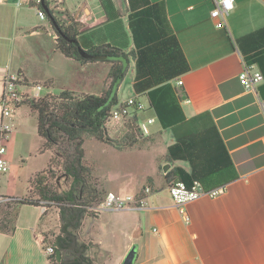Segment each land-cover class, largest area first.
Masks as SVG:
<instances>
[{"label": "crops", "instance_id": "1", "mask_svg": "<svg viewBox=\"0 0 264 264\" xmlns=\"http://www.w3.org/2000/svg\"><path fill=\"white\" fill-rule=\"evenodd\" d=\"M150 2L164 3L170 26L189 65L188 71L179 76L182 85L177 86L175 79L172 82L182 93L184 114L186 118L204 112L209 114L236 177L220 185L224 187L223 193L213 197L202 195L187 202L184 209L189 222H184L168 192V186L175 178L165 175L173 167H182L189 172L190 165L185 160H167V148L175 137L171 128L160 126L155 129L156 134L150 133L152 137L147 138L143 147L118 150L124 159L137 155L140 161L143 156L139 155L143 152L152 154L154 170L145 173L144 182L128 179L130 166L122 161L121 177L104 187L105 192L141 194L142 188L149 186L151 191L146 194V207L87 216L83 220V224L88 222L85 232L95 248L104 251L100 264H121L132 246L135 247L133 264H264V95L260 92L261 83L254 90H247L240 82L238 75L244 60L235 42L238 37L264 26V0H234L233 9L225 17L224 28H216L215 19L210 16L213 0ZM111 3L112 6L108 5L111 17L106 15L99 0H66L64 9L78 23L77 40L83 48L109 44L132 55L134 62L128 58L125 73L131 71L132 83L135 60L128 29L127 0H111ZM30 10L29 4L17 6L15 0H0V92L2 73L14 65L10 51L16 42L19 46L28 42L25 31L30 26L35 29L30 34L35 37H41L43 33L39 30L41 24L44 30L51 27L49 18L39 19L34 9L32 13L39 24L28 22L26 12ZM66 58L82 68H96L99 64ZM90 80L87 77L86 84ZM104 86L102 80L101 87ZM80 89V92L84 91L82 93H93L86 92L87 88ZM139 97L149 107L147 97ZM149 108L140 111L151 113L142 120L155 116ZM140 112L135 113L137 121ZM107 128L110 136L117 130L126 131L115 123L107 124ZM166 129L171 133L168 132L164 140ZM157 144L162 146V154H158ZM91 161L102 181L109 169L105 170L94 159ZM44 212L41 204L17 206L12 232L0 231V264H48L40 228L47 213Z\"/></svg>", "mask_w": 264, "mask_h": 264}, {"label": "trees", "instance_id": "2", "mask_svg": "<svg viewBox=\"0 0 264 264\" xmlns=\"http://www.w3.org/2000/svg\"><path fill=\"white\" fill-rule=\"evenodd\" d=\"M99 1L106 15L111 17L108 10V5L112 6L111 0ZM127 4L128 29L135 60L133 92L147 97L149 107L153 109L162 128H171L175 141L167 148V160H185L190 165L189 172L182 167H173L165 177L179 179L187 184L198 180L207 190L225 184L235 178L236 173L211 117L204 112L186 118L181 106L182 93L172 83L188 71L189 65L170 26L164 3L127 0ZM39 5L46 11L57 35L59 51L80 62L111 63V81L108 88L99 94L82 93L74 96L71 91L64 89L58 94L47 93L25 102L36 115L40 149L53 150L54 155L49 158L48 168L35 174L30 181L27 195L11 201L14 203L13 218L9 223H0V231L12 232L18 205H42L44 202L47 212L48 204H54L59 224L54 239L50 241L54 252L47 255L48 264H97L89 254L90 244L80 237V228L87 216H95L96 213L88 207L101 199L104 190L100 182L93 178L92 169L85 164L83 141L86 137H92L121 150L141 147L146 139L138 133L135 113L124 121L126 131L121 140L110 137L107 132V119L118 103L117 91L107 101L123 62L83 58L77 48L65 39L78 38V23L68 16V22L63 24L45 2ZM235 42L244 62L256 65L262 73L260 92L264 95V26L238 37ZM84 49L92 54L122 55L127 60L129 55L109 44L87 46ZM55 163L60 167V174L54 170ZM59 176L67 184L61 190L58 189L61 183ZM4 206L7 215L8 203ZM57 249L60 250V260L56 257Z\"/></svg>", "mask_w": 264, "mask_h": 264}, {"label": "rangeland", "instance_id": "3", "mask_svg": "<svg viewBox=\"0 0 264 264\" xmlns=\"http://www.w3.org/2000/svg\"><path fill=\"white\" fill-rule=\"evenodd\" d=\"M31 8L32 10L26 12L28 22L32 24H39V20L35 19L34 14L32 13L33 7L31 6ZM52 10L55 16L63 24L68 22V16L72 18L70 14L66 16L64 5L61 8ZM46 19H48V17ZM39 30L41 33L43 32L41 37L31 36L30 33L35 31V29L30 26L25 31L28 42L26 44L23 43L20 46L19 42H16L10 51V58H12V62L14 63L11 71H18L23 74L25 82L30 87L29 91L33 85H43L44 89L40 93L41 97L47 94L46 90H48L51 94H58L64 89L71 91L74 96H77L84 92H80V87L87 88L86 92L91 91L93 92L92 94H98L101 89L104 91L108 88L111 81L109 71L112 66L109 62L93 61L94 63H99L96 68H82L78 63L74 61L72 62V60L66 58L65 55L59 51L57 48V35L52 27L48 30H44V25L41 24ZM127 50L130 51V49ZM128 54L130 62L133 63L134 61L132 55L130 53ZM131 67L132 69L134 68L133 65ZM87 77L91 79L88 84H86L87 81H85ZM130 78L131 71L129 70V72L122 79L120 87L117 89L118 102L134 94ZM102 80H104L105 83L104 87H101ZM81 82L82 84L84 82V84L80 85ZM26 101L22 104H25ZM22 104H20L15 117L10 119L12 131L7 142V152L5 154V158L9 162L10 168L8 172L0 174V193L9 194L11 197L20 196V198L27 195L29 192L28 189L30 181L33 179L35 174L48 168L49 158L54 155L53 150L40 149L41 139L37 133L36 115L29 111L26 105L23 106ZM145 109L148 111L150 108L145 106ZM150 114V112H147L146 114L141 113L138 116V120L142 121L143 118ZM114 123L115 125L119 124L121 127L125 128L123 121L111 122L108 123V125ZM158 127H160L159 122L155 120L154 123L151 124V132L156 134L157 131L155 129ZM164 131V140H166L168 132L171 133V131L169 129ZM107 132L110 136L108 128ZM124 134V130H117L113 132L110 137L116 140H121ZM151 137L152 136L146 137V142L147 138ZM109 145L110 144L107 145V143L100 142L92 137H86L83 141L85 164L92 169L93 178L95 177V179L100 182L103 190L104 187L111 185L114 179L117 180L118 177H121L122 171L119 167L122 165V161H126L127 166H130V169H128V179L136 182H144L142 177L145 173L154 170L153 158L150 152L145 151L143 152V155H139V157L143 156L142 161H140V158H138L137 155L132 157L128 156L124 159L118 151L120 149ZM143 146L144 145L141 147ZM155 148L158 154H162V146L160 144H157ZM161 158L162 157L160 156L159 160H161ZM91 159L96 160L99 165H102V167L105 168V170L109 169L107 176L102 178V181L96 174V171L98 170H96L95 164L91 161ZM54 170L58 174L61 172L60 167L56 163L54 164ZM59 179L61 183L59 184L58 189L61 190L65 188L67 184L64 183L63 178L60 176L58 177V180ZM29 194L33 195L32 193ZM11 201L7 202L8 207L6 208L9 212L7 215L4 211V205L6 203L0 204V223H3L4 221V223H9V221L13 218L14 203ZM48 205L49 207L47 209V213L43 217L44 224L40 226L45 246L51 245L50 241L54 239V236L57 233V226L59 224L55 205L51 203ZM87 224L88 222L83 224L80 230V237L90 244L89 254L95 258L98 264H100V261L102 260L101 256L104 251L102 249L95 248L91 237L85 232Z\"/></svg>", "mask_w": 264, "mask_h": 264}, {"label": "built area", "instance_id": "4", "mask_svg": "<svg viewBox=\"0 0 264 264\" xmlns=\"http://www.w3.org/2000/svg\"><path fill=\"white\" fill-rule=\"evenodd\" d=\"M46 3L49 9L61 8L66 0H15L17 6L24 3L33 7L39 19L44 20L47 18L46 11L40 7V3ZM214 7L210 12V16L215 19L216 28H224L226 25L225 17L234 7V0H213ZM238 78L247 90H254L256 86L263 82V75L256 65H247L243 62L242 70ZM177 86L182 85V80L178 77L175 79ZM29 85L25 82L24 76L20 72H13L7 69L1 75V92H0V174L8 172L10 168L9 162L5 158L7 152V142L10 138L12 126L10 119L15 117V114L24 101L31 98H40V93L44 89L43 85H33L29 91ZM49 93L48 90H46ZM145 103L142 101L138 94L128 96L126 99L117 103L112 109L106 125L111 122L126 121L131 118L134 113L143 111ZM264 112V101L262 104ZM156 117H147L142 121H137L136 126L138 133L141 137H147L151 133L150 125L154 123ZM151 191L149 186L142 188L141 194H120L114 191H106L102 198L88 207L94 213H100L109 210H124V209H138L146 207V194ZM168 192L179 208L184 222H189V216L184 209V205L197 199L202 195L216 196L224 192V187H216L206 190L203 185L195 180L191 184L175 179L170 182ZM11 197L0 195V204L10 202ZM44 210H46L45 203L42 202ZM46 255L53 254L54 248L52 245L44 247Z\"/></svg>", "mask_w": 264, "mask_h": 264}, {"label": "water", "instance_id": "5", "mask_svg": "<svg viewBox=\"0 0 264 264\" xmlns=\"http://www.w3.org/2000/svg\"><path fill=\"white\" fill-rule=\"evenodd\" d=\"M65 39L68 42L72 43L77 48L79 55H81L83 58L94 59V60H121L123 62L122 70H121L119 76L117 77V79L115 80V82L112 86L111 93L108 97L107 102H109L111 100V98L114 96V94H116L118 86L123 79V75H124L126 69L128 68L127 58L122 56V55H115L114 56V55H104V54H92V53L87 52L84 48H82L76 38H66L65 37ZM134 256H135V247L132 246L129 249V251L126 253V255L124 256L121 264H133ZM56 257H57V260L61 259L60 250H58V249L56 250Z\"/></svg>", "mask_w": 264, "mask_h": 264}]
</instances>
